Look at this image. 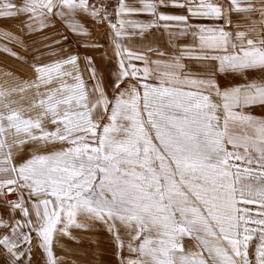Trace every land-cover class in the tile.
<instances>
[{"label":"snow or ice","instance_id":"6c2138e0","mask_svg":"<svg viewBox=\"0 0 264 264\" xmlns=\"http://www.w3.org/2000/svg\"><path fill=\"white\" fill-rule=\"evenodd\" d=\"M20 18L0 36L40 40L57 58L37 57L32 78L0 91L3 264H33L34 249L67 264L54 247L79 243L74 233L110 242L112 259L96 240L89 264H264V116L253 111L264 110V0H0V21ZM104 25L105 42L92 40ZM73 40L111 48L107 84ZM227 74L244 83L222 87ZM29 90L26 108L8 99ZM25 145L36 149L14 161Z\"/></svg>","mask_w":264,"mask_h":264},{"label":"rangeland","instance_id":"374dc122","mask_svg":"<svg viewBox=\"0 0 264 264\" xmlns=\"http://www.w3.org/2000/svg\"><path fill=\"white\" fill-rule=\"evenodd\" d=\"M20 18L18 20L9 21L7 23L0 21V33L3 32L5 28L11 29L14 32H18L20 28ZM92 31V40H99L101 43H104L106 40L105 32L106 26H90ZM27 45L25 48H21L15 44L10 43L9 41L3 39L0 36V91L9 90L12 88L18 87L24 80H28L34 76V71L31 67L32 64L38 63L37 57H40L44 61H49L55 59L57 57L50 56L47 53L50 51L49 49H44L42 47V41L34 40L32 38H26ZM71 48L68 49L73 53H79L81 56L88 54L93 55L96 59V67L103 72L105 78V84L112 78L111 70H114L116 65L114 60H102V56L107 53L109 57H112L111 48L107 49H84L78 46V42L73 40L70 42ZM5 46L12 48L15 52H17L20 56L24 57V60H18L13 56L8 55L4 52ZM65 48H68V44H65ZM61 56L67 55V52L60 53ZM81 70L83 71V63H81ZM86 82H88L89 87L91 86L90 81L87 79V74L84 76ZM249 78H258V74H249ZM217 79L221 83L222 87H231L235 84H242L244 80L239 76H233L232 74H227L225 76H218ZM43 91V89H42ZM34 90H29L23 94V99H21L20 93H13L8 99L16 101L13 106L18 108H26L28 103L33 98ZM0 111H3V104L0 103ZM254 114L257 116H264V110L256 108L253 110ZM25 116L31 115L35 116L36 111L24 113ZM8 142L11 143L13 140L12 136L7 137ZM49 148L54 147L53 145H49ZM25 151L16 154V149L13 148V158L14 161H19L23 159L24 156H27L31 153V151L36 149L35 145H25ZM41 151L45 150L44 148H40ZM5 174L0 173V179H4ZM2 211V210H0ZM77 239L79 243H74L73 241L60 239L56 243L54 247V251L59 259H63L67 262V264H89L90 261L98 259L99 257L96 255L97 245L94 241L101 240L102 243L100 247L105 251L106 256L105 259H112V250L110 246V242L104 233H99L98 235H94L92 233H83L77 234ZM125 242L127 243V236H124ZM125 259L132 258L128 253L127 249L124 250ZM4 258L0 256V264H3ZM33 264H44V260L38 249L33 250L32 257Z\"/></svg>","mask_w":264,"mask_h":264},{"label":"crops","instance_id":"0c3cea01","mask_svg":"<svg viewBox=\"0 0 264 264\" xmlns=\"http://www.w3.org/2000/svg\"><path fill=\"white\" fill-rule=\"evenodd\" d=\"M128 2H130V3H136V0H128ZM220 2H224V0H220ZM225 7H227V4H225ZM164 11L172 12V13H176V14H180L183 10H180V9H165ZM237 18L238 17L235 14H233V20H236ZM139 19L146 20L147 17L141 16V17H139ZM159 36H160V33L158 32L157 33V37H159ZM191 42H192V39H191L190 36L184 37L180 41H178L179 44H185V43H191ZM125 43H126V45H128L130 43L131 46H134V47H139L140 46L139 40H133L132 42H127L126 41ZM159 46H161L162 48H168V45H167L165 39H161L160 40V45ZM169 50L171 51L172 49H169ZM147 55H149V57L152 58V59H155L156 58L153 53H148ZM185 62L186 63H190L192 65V70L194 72L200 70L199 67H198V65H197V62H195V61H185Z\"/></svg>","mask_w":264,"mask_h":264},{"label":"built area","instance_id":"2783aa9c","mask_svg":"<svg viewBox=\"0 0 264 264\" xmlns=\"http://www.w3.org/2000/svg\"><path fill=\"white\" fill-rule=\"evenodd\" d=\"M113 2H115V0H113ZM106 26V25H105ZM107 27V26H106Z\"/></svg>","mask_w":264,"mask_h":264}]
</instances>
